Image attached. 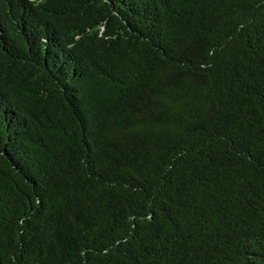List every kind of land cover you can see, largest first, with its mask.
<instances>
[{
	"label": "trees",
	"instance_id": "1",
	"mask_svg": "<svg viewBox=\"0 0 264 264\" xmlns=\"http://www.w3.org/2000/svg\"><path fill=\"white\" fill-rule=\"evenodd\" d=\"M0 264H264V0H0Z\"/></svg>",
	"mask_w": 264,
	"mask_h": 264
}]
</instances>
